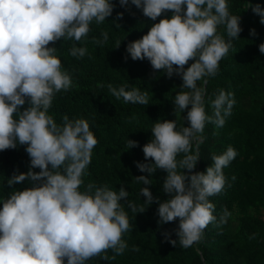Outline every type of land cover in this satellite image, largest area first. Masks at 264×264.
Here are the masks:
<instances>
[{
    "label": "clouds",
    "instance_id": "obj_1",
    "mask_svg": "<svg viewBox=\"0 0 264 264\" xmlns=\"http://www.w3.org/2000/svg\"><path fill=\"white\" fill-rule=\"evenodd\" d=\"M119 2L126 7L129 0ZM131 3L152 21L172 12L170 18L153 23L126 50L133 60L146 58L154 70H163L168 77L179 75L181 89H187L175 95L174 104L180 113L187 109L184 120L189 126L177 129L175 120L156 122L151 129L153 138L142 148L145 159L151 158L153 163L137 162L141 172L166 171L162 187L170 198L163 202L155 198L159 223L179 218L176 236L181 247L187 249L200 242L206 227L216 221L215 205L208 198L224 190L223 169L237 156L229 146L222 154L211 157L212 164L205 171H193L205 123L223 127L235 104L234 94L221 89L211 100L213 114L207 115L206 89L197 82L218 73L219 62L241 32L240 17L230 13L227 0ZM113 8L110 0H0V151L26 145L30 168L26 173L10 174L7 183H32L0 199V264H85L109 249L120 255L128 247L122 236L130 230V223L121 203L127 199L128 191L121 186L117 192L107 183H84L98 143L89 122L65 115L58 124L49 115L55 93L73 86L70 74L62 70L57 48L50 47V43L54 45L62 38L81 41L91 31V23H103ZM252 10L264 24V8L256 4ZM221 25L227 40L218 33ZM251 34H256L255 29ZM101 36L102 39L93 38L100 46L108 41V33L102 32ZM119 44L118 41L117 47ZM259 51L264 54V43L259 44ZM86 54L87 48L76 44L69 49L72 57L83 58ZM190 60L194 62L185 69ZM107 87L125 103L148 104V94L138 88L126 90V86L116 88L112 84ZM26 99L29 106L21 111ZM194 142L196 153L192 154ZM127 146H138V142L128 140ZM181 153L183 157L177 160ZM35 168L40 171H33ZM136 179L144 185L152 183L148 176ZM141 193L147 205L153 202L148 187H143ZM127 202L134 213L145 210ZM230 215L225 209L220 223H227ZM170 243L176 245L177 240ZM102 258L109 259L106 254ZM111 258L115 259V255Z\"/></svg>",
    "mask_w": 264,
    "mask_h": 264
},
{
    "label": "trees",
    "instance_id": "obj_2",
    "mask_svg": "<svg viewBox=\"0 0 264 264\" xmlns=\"http://www.w3.org/2000/svg\"><path fill=\"white\" fill-rule=\"evenodd\" d=\"M110 2L114 5L111 16L101 24L93 21L87 37L79 42L62 38L49 45L57 48L62 70L67 71L73 81L68 91L55 93L49 115L58 124L65 115L71 120L86 119L98 141L83 177L84 183H107L117 192L121 186L128 191L127 199L121 200L130 223V230L122 236L128 247L120 255L109 249L85 264H264V54L259 51V44L264 43V24L252 10L256 4L264 8V0H227L230 13L240 17L241 32L219 62L218 73L197 82L206 89L207 115L213 114L211 100L221 89L234 94L235 104L223 127L205 123L200 134L203 141L199 146L200 156L193 171H205L212 164L211 157L222 154L229 146L236 150L237 156L223 169L224 190L208 198L215 205L216 221L206 227L200 242L187 249L181 247L176 236L179 218L159 223L155 198L158 197L159 202L170 198L162 187L166 171L156 169L149 174L137 167V162L153 163L151 158L145 159L142 148L153 138L151 129L156 122L175 120L177 129L189 126L184 120L187 109L180 113L174 104L175 95L187 89H181L183 81L179 75L168 77L163 70H154L146 58L133 60L126 50L127 45L146 34L153 23L170 18L172 12L163 13L152 21L131 0L126 7L121 6L119 0ZM120 13L122 16H118ZM252 29L255 35L251 34ZM105 31L108 41L102 46L95 44L93 38L102 39L101 33ZM218 33L228 39L223 25L218 27ZM73 44L86 47L87 54L83 58L69 55ZM193 62L190 60L185 69ZM101 84L104 87H100ZM108 84L116 88L126 86V90L138 88L148 94V104L116 99L108 90ZM28 106L26 99L21 111ZM128 140L137 141L138 146L128 148ZM25 148L26 145L18 144L15 149L0 151V199L12 191L32 186L29 181L7 183L10 174L12 177L29 170L30 157ZM195 153L194 142L192 154ZM183 155L179 154L177 160ZM32 170L40 171L39 168ZM141 175L148 176L152 183L137 182L136 177ZM143 187H148L153 194L154 200L149 205L141 193ZM127 201L145 210L134 213ZM225 209L231 215L227 223L221 224ZM170 240H177L176 245ZM105 254L109 259L102 258Z\"/></svg>",
    "mask_w": 264,
    "mask_h": 264
}]
</instances>
